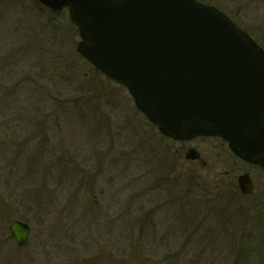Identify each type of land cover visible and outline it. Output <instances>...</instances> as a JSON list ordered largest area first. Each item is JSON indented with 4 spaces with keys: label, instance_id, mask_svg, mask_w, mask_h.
I'll return each instance as SVG.
<instances>
[{
    "label": "rangeland",
    "instance_id": "374dc122",
    "mask_svg": "<svg viewBox=\"0 0 264 264\" xmlns=\"http://www.w3.org/2000/svg\"><path fill=\"white\" fill-rule=\"evenodd\" d=\"M200 1L264 48V0ZM78 40L66 9L0 0V264H264V169L217 138L161 137ZM181 147L206 164L184 165ZM243 172L247 195L230 185ZM14 219L30 227L23 248Z\"/></svg>",
    "mask_w": 264,
    "mask_h": 264
},
{
    "label": "water",
    "instance_id": "95a60500",
    "mask_svg": "<svg viewBox=\"0 0 264 264\" xmlns=\"http://www.w3.org/2000/svg\"><path fill=\"white\" fill-rule=\"evenodd\" d=\"M66 7L76 51L123 85L165 136H219L238 158L264 168V50L223 13L197 0H37ZM186 158L199 159L189 148ZM244 194L247 173L238 177ZM8 230L18 247L29 226Z\"/></svg>",
    "mask_w": 264,
    "mask_h": 264
},
{
    "label": "flooded vegetation",
    "instance_id": "af4514ba",
    "mask_svg": "<svg viewBox=\"0 0 264 264\" xmlns=\"http://www.w3.org/2000/svg\"><path fill=\"white\" fill-rule=\"evenodd\" d=\"M249 34H250V32L248 31V30H246ZM251 35V34H250ZM136 111V110H135ZM137 112V111H136ZM138 113V112H137ZM152 128H154V127H152ZM155 129V128H154ZM156 130V129H155ZM162 137V136H161ZM164 138V137H163ZM220 142H221V145L222 146H225V148L227 149V144H226V142H224L223 140H221L220 138H217ZM166 140H168V141H171V142H173L172 140H170V139H166ZM177 142V141H176ZM178 142H180V143H184L185 141H178ZM189 147H181L180 148V154L181 155H183V157L185 156V153H186V151H187V149H188ZM196 149V148H195ZM197 150V149H196ZM228 150V149H227ZM178 152V149H174V153L176 154ZM197 152H198V154H199V156L201 157V154H200V152L197 150ZM230 152V151H229ZM233 156V155H232ZM238 159V158H237ZM204 160V159H203ZM239 161H240V159H238ZM188 159H185V163H188ZM192 161H196V162H199V164H200V160H198V159H196V160H192ZM204 162H205V164H206V161L204 160ZM243 163H245V164H248V163H246V162H243ZM248 165H250V166H253V165H251V164H248ZM257 167V166H256ZM259 168V167H258ZM261 169H264V168H261ZM230 171H231V169L230 170H228V171H224L223 172V176H227V177H229V179L231 178V179H233V176H232V174H230ZM244 173V172H243ZM248 173V172H247ZM249 174V173H248ZM250 176V175H249ZM237 177H238V175L234 178V181H232V182H230V185H232V186H234V188L235 189H237L238 191H240L239 190V187H238V183H237ZM250 181H251V184H252V187H253V181H252V179H251V176H250ZM141 210V209H140ZM149 225H152L151 223L149 224ZM137 230H138V235H137V237H139V239H137V241L140 243L141 241V238H140V236H142L143 235V233H144V230H145V228H144V226L143 225H139L138 227H137ZM110 259H112V258H110V256H104L101 260H97V261H93V260H86L85 262H86V264H93V263H99V264H111L112 262L110 261ZM80 262V260L79 261H77V263H79ZM125 263H127V262H125Z\"/></svg>",
    "mask_w": 264,
    "mask_h": 264
},
{
    "label": "bare ground",
    "instance_id": "6f19581e",
    "mask_svg": "<svg viewBox=\"0 0 264 264\" xmlns=\"http://www.w3.org/2000/svg\"><path fill=\"white\" fill-rule=\"evenodd\" d=\"M101 128V127H100ZM99 131V129H98V127L97 128H94V131L92 132L94 135L97 133H99L98 132ZM102 132H105V131H102ZM95 154V153H94ZM186 164H188V163H184V165H186Z\"/></svg>",
    "mask_w": 264,
    "mask_h": 264
},
{
    "label": "trees",
    "instance_id": "16d2710c",
    "mask_svg": "<svg viewBox=\"0 0 264 264\" xmlns=\"http://www.w3.org/2000/svg\"><path fill=\"white\" fill-rule=\"evenodd\" d=\"M240 193V192H239ZM243 197V196H242Z\"/></svg>",
    "mask_w": 264,
    "mask_h": 264
}]
</instances>
